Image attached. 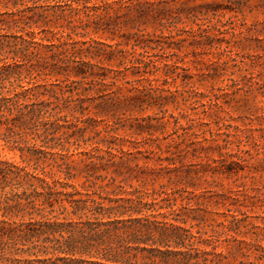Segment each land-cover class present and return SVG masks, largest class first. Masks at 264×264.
<instances>
[{
  "label": "rangeland",
  "instance_id": "374dc122",
  "mask_svg": "<svg viewBox=\"0 0 264 264\" xmlns=\"http://www.w3.org/2000/svg\"><path fill=\"white\" fill-rule=\"evenodd\" d=\"M151 1L158 17L134 20L153 39L147 48L127 40L137 31L130 25L121 30L124 37L93 27L71 34L75 41L120 43L122 66L117 60L103 65L124 71L112 88L135 98L113 105L87 82L79 95L75 84L54 87L86 108L62 112L72 124L60 151L75 168L70 182L90 194L140 190L157 201L175 192L173 209L189 215L186 226L194 234L212 235L207 246L224 252L243 246V264H264V0ZM131 58H139L138 68L130 67ZM0 159L28 164L2 137ZM189 199L194 210L183 208Z\"/></svg>",
  "mask_w": 264,
  "mask_h": 264
},
{
  "label": "trees",
  "instance_id": "16d2710c",
  "mask_svg": "<svg viewBox=\"0 0 264 264\" xmlns=\"http://www.w3.org/2000/svg\"><path fill=\"white\" fill-rule=\"evenodd\" d=\"M52 1L0 0L6 9L0 11V30L5 31L0 33V137L28 162L0 159V264H243V246L218 251L220 246H207L212 235L204 238L191 231L192 224L186 226L189 215L173 209L175 192H164L157 201L147 200L149 194L140 190L90 194L70 182L75 168L60 151L68 143L64 129L72 124L62 112L84 113L86 108L54 87L75 84L79 95L78 86L87 82L113 105L135 98L122 96L119 86L112 88L124 71L103 65L117 60L122 66L120 43L75 41L71 34L93 27L114 35L130 25L137 31L127 40L147 48L153 39L139 33L143 29L135 16L158 17L159 11L151 0ZM158 23L166 25L161 17ZM41 33L51 36L39 38ZM96 59L101 64L92 62ZM139 61L131 58L130 67L138 68ZM190 203L186 200L183 208L194 210ZM162 209L173 210L166 214Z\"/></svg>",
  "mask_w": 264,
  "mask_h": 264
}]
</instances>
